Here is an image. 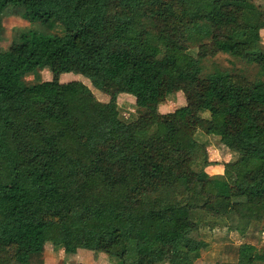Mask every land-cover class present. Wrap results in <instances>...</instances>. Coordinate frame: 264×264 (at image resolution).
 I'll use <instances>...</instances> for the list:
<instances>
[{"label": "trees", "instance_id": "16d2710c", "mask_svg": "<svg viewBox=\"0 0 264 264\" xmlns=\"http://www.w3.org/2000/svg\"><path fill=\"white\" fill-rule=\"evenodd\" d=\"M7 11L64 32L30 26L0 47V264H43L48 243L121 264H159L162 249L161 264H195L206 247L198 237L204 217L240 234L254 225L264 232V80L232 63L205 67L223 55L264 72L261 6L0 0V32ZM45 68L50 80L24 79ZM66 72L87 78L108 101L97 102L79 81L59 82ZM177 92L186 105L119 118L121 93L146 107ZM202 111L207 133L237 155L222 174L205 171L211 162L195 139ZM216 264H264V245L239 244L234 261Z\"/></svg>", "mask_w": 264, "mask_h": 264}, {"label": "rangeland", "instance_id": "374dc122", "mask_svg": "<svg viewBox=\"0 0 264 264\" xmlns=\"http://www.w3.org/2000/svg\"><path fill=\"white\" fill-rule=\"evenodd\" d=\"M255 3H263L264 0H253ZM263 20V19H262ZM258 26L259 21L257 20ZM2 29L0 32V47L7 48L10 42L16 37L19 29L23 28H31L29 30L36 31L37 33L50 35V34H58L61 35L64 31L60 25H55L51 30L46 31L39 23H33L29 25L26 20H23L19 16L15 14L14 11H7L5 15L1 18ZM22 31V30H21ZM20 31V32H21ZM17 34V35H16ZM188 52L192 55L197 53V48L194 45H190ZM235 64L237 67H243L245 69L246 75L251 80H264V72L258 69L255 66H246L241 63L230 62V59L223 55H217L216 57L209 59L205 62V67L210 69L212 65H220L223 67L232 66ZM52 77L51 72L48 69L35 70L24 75V79L27 82H43L50 80ZM58 81L61 83L71 82V81H79L90 88L97 102H106L108 101V97L95 90L91 87L90 81L80 74H76L73 72L61 73L58 76ZM163 103H152L147 105L146 107H139L134 102V97L129 94L121 93L117 96V106L119 111V118L124 122H130L134 120L139 114L145 113L148 111H155L158 113L167 112L166 103L168 105H172L173 107H180L186 105V98L182 92H177L175 95L173 93L169 94ZM180 104V105H178ZM171 108L173 111L176 108ZM234 119V118H233ZM230 118V120H233ZM260 123L262 122L261 119ZM209 125V113L206 111H202L199 113L198 120L196 121V134L195 139L199 143L204 144V139L206 137H211L207 133V127ZM213 138H218L216 136H212ZM212 140V139H210ZM220 146H222L220 144ZM223 147V146H222ZM211 156H215L214 152L211 151ZM260 226H252L249 227L247 233L241 236L238 232L230 231L227 227V223L225 220L212 219L210 217H204L199 222V230L198 237L205 244L206 247L201 252V257L196 261L195 264H216L217 262H232L236 258L237 246L242 243H250L256 246H261L264 240V234L259 233ZM261 229L264 230V223L261 225ZM47 248L44 250L42 255L43 264H74L77 262L76 256L80 255L86 250H79L76 254L65 255L62 252L61 246H54L53 244L48 243ZM164 252V253H163ZM166 250H163L159 254V259L163 260L165 256ZM89 253V252H88ZM93 255H103L102 253H94L91 251ZM79 257V256H78ZM158 259V260H159ZM115 262H119L118 259L114 258ZM86 262V261H82ZM87 263V262H86ZM90 264H99L95 258L88 261ZM84 264V263H83Z\"/></svg>", "mask_w": 264, "mask_h": 264}, {"label": "crops", "instance_id": "0c3cea01", "mask_svg": "<svg viewBox=\"0 0 264 264\" xmlns=\"http://www.w3.org/2000/svg\"><path fill=\"white\" fill-rule=\"evenodd\" d=\"M257 5L261 6L264 9V4L263 3L258 2ZM257 35H258L259 42L264 45V15L259 19V26H258V30H257ZM175 94L176 93H174V95ZM178 105H180V104H178ZM172 107H173L172 105H168L166 103V108L168 109L167 112H170ZM173 108H176V107H173ZM167 112H164V113H167ZM210 139H212V140H210ZM204 141H205L204 142V145H205L206 150H207V153H208V159L211 162V164L205 168L206 173H208L210 175L222 174L223 173V165H222V163H227V162L234 161L236 159V156H237L236 153L233 152V151H231V150H229V149H227L226 147H224L219 142V139L217 140L216 138H213L212 136L211 137H206L204 139ZM220 144L223 147L220 146ZM211 151L214 152L215 156H211ZM233 232H236V231H233ZM245 234H240V235L243 236ZM262 234H264V232ZM46 245L44 247V250L47 248ZM262 245H264V240H263ZM79 250H84V249H78L75 252V254ZM62 252H63V250H62ZM78 254L76 256L77 262L74 263V264H77V263L90 264V263H88V261L91 260V259H93V258H95V260L98 261L99 264H121L120 261L119 262L117 261V263H116L115 260H114V258H110V257H108L106 255L105 256H103V255H101V256L96 255L95 256V255L91 254V251H88V250H86L85 252H83L80 255H78ZM83 260L86 261L87 263L86 262H82Z\"/></svg>", "mask_w": 264, "mask_h": 264}]
</instances>
